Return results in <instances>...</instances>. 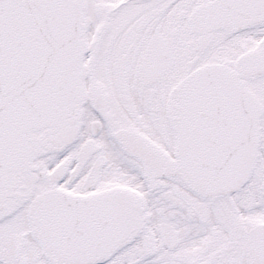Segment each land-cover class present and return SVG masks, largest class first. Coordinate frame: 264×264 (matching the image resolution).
<instances>
[{
    "label": "snow or ice",
    "instance_id": "1",
    "mask_svg": "<svg viewBox=\"0 0 264 264\" xmlns=\"http://www.w3.org/2000/svg\"><path fill=\"white\" fill-rule=\"evenodd\" d=\"M0 264H264V0H0Z\"/></svg>",
    "mask_w": 264,
    "mask_h": 264
}]
</instances>
